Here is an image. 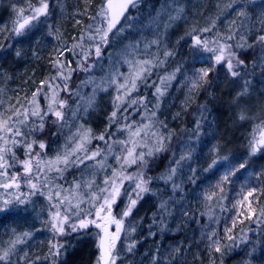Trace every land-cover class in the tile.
Masks as SVG:
<instances>
[{"label": "trees", "instance_id": "trees-1", "mask_svg": "<svg viewBox=\"0 0 264 264\" xmlns=\"http://www.w3.org/2000/svg\"><path fill=\"white\" fill-rule=\"evenodd\" d=\"M44 2L48 5L47 14H40L38 18L30 20L25 26V34L15 35L14 24L19 19L17 10L23 8V15L27 17L34 8L41 6L40 0H0V113L6 118L18 110L21 120L24 119L23 114L27 113L25 124L19 125L25 132L27 125H38L43 116L44 130L32 132L27 136V141L42 140L46 145L44 151L40 152L39 147L33 144L31 153L35 150L39 152V157L34 153L32 157L31 154L25 155L28 150L24 147V141L16 137L21 143L15 147L8 144L15 153V159L8 154V163L12 166L0 169L7 173L0 176V183H9L10 177L15 174L16 181L20 180L23 186L21 191H24V197L28 198L33 190L26 182L33 171L24 175L20 162L31 159L34 168L37 158L51 160L65 152L55 154L52 149L55 145L64 144L67 134L77 123V116L72 115L76 111L75 103L69 102L73 96L67 100L64 121L53 124L56 118L49 115L47 110L52 104L51 97L57 100L63 98L65 85L70 86L74 93L72 84L77 80L73 67L83 55L78 54L80 48L84 47V53L90 56L97 45H102V52L107 51L110 55L103 60L102 57H92L88 61L91 68L95 66L97 69L96 66L102 65V70L85 74L84 79L90 87V81L103 80L104 75L115 67L114 55H122L131 61V50L141 45L142 53L138 54L134 62L152 61L151 74L147 75L145 81H137L138 90L133 91L131 96L121 94L123 102L117 101L120 107L115 110L116 116L111 124L109 118L113 106L107 105L103 115L98 118L101 122L96 124L99 126L96 134L98 137L104 135V140L108 142L126 140V125H132L134 129L139 122L145 123L151 119L155 127L159 125L158 128L172 129L173 135L171 141L166 143V151L146 157L149 164L144 170V178H152L147 187L153 191L141 193L142 198L137 200L129 216L124 218V229L135 227L136 231L128 236L124 231L120 234L116 243V252L119 254L116 264H153L154 258L156 264H212V261L214 264H264V149L255 155H250L249 149L254 127L264 120V66L262 69L257 64L253 66L255 41L251 47L248 46L250 40L264 35V25L261 24L264 20L261 15L264 13V0H236L235 3L233 0H142L130 10L119 26L118 29L123 27L124 31L109 33L107 43L95 41L96 28L101 27L102 23L106 24V20L97 15L105 0ZM177 8L183 9L179 19L169 20L170 15H176ZM240 10L247 13V18L237 15ZM241 21H244V26H241ZM204 28L210 31L202 32ZM229 35L232 36L231 40L227 39ZM196 36L201 41H209L208 46L214 48L218 47L217 41L219 44H226L227 41L239 59L245 57L249 62L235 69L240 73L236 77H232L222 64L215 65V71L209 75L211 84L190 94L189 84H180L192 77L197 69L212 66L215 55L196 46L193 39ZM154 39L160 40L159 46L151 43ZM238 44L244 47H237ZM165 50L171 51L173 55L165 58ZM17 51L20 56L16 55ZM160 61L165 63L161 65ZM177 67L180 71L176 73L175 79L167 82V85L161 84V78ZM51 72L53 75L47 77ZM52 76L58 80L54 84L49 83ZM71 78L76 81L73 82ZM80 85L76 83L75 89L81 88ZM157 87L164 93L159 97L158 109L155 108ZM245 90L247 94L237 100V94ZM71 92L67 94L71 95ZM133 98L138 103L129 106L128 101ZM200 105H206L207 111L201 113L198 110ZM36 109L39 115H31ZM241 112L249 118L239 119ZM198 119L201 127L197 134L194 129ZM54 132L56 135H53ZM5 139L9 137L5 136ZM104 140L96 139L95 146L101 145ZM214 146H217L215 152L212 151ZM189 149H192L191 159L182 162L173 178L182 190L173 192L172 182L166 184L156 177L166 174L170 166H175L174 161ZM82 154L79 152L77 155ZM222 157L227 159H220ZM75 158L72 156L70 159ZM213 159H217V165L205 171ZM244 161L247 162L245 167L230 177V182L217 189L216 184L224 172ZM59 167L63 168V165ZM73 167L70 165L63 171L62 178L55 171H45L38 180L43 193L49 194L51 190L55 198V186L60 185L62 195L66 194L63 190L69 189L74 180L80 181L79 170L73 172ZM125 170L135 174L140 170V165L126 166ZM45 175L50 181L47 185L44 182ZM1 190L12 195L14 187ZM80 191L83 192V187ZM137 191L134 187L132 199H136ZM42 198L47 200V197ZM161 200L169 201L170 215L160 212ZM128 204L127 197L122 198L114 216L119 219ZM10 205V208L0 211V248L7 247L9 240L24 232L31 233L30 238H25V243L17 245L12 257L13 264H49V260L44 258L49 257L50 244L55 243L65 245L61 249L63 255L59 264H96L100 253L96 247L97 236L91 237L95 230L86 235L73 232L64 236L56 234L54 238L50 226L32 219L30 204L22 205L14 201ZM88 207L87 203L81 204L83 209ZM225 228L231 229L227 235ZM65 230L69 229L65 227ZM212 231L217 234L214 239L221 242L223 255L212 252L210 260L207 234ZM150 232L155 235H150ZM227 236L235 239L228 240ZM134 241L133 250L127 251V245ZM225 245L232 247L224 251Z\"/></svg>", "mask_w": 264, "mask_h": 264}, {"label": "snow or ice", "instance_id": "snow-or-ice-1", "mask_svg": "<svg viewBox=\"0 0 264 264\" xmlns=\"http://www.w3.org/2000/svg\"><path fill=\"white\" fill-rule=\"evenodd\" d=\"M235 3L236 0H233ZM40 7L34 8L32 10V14L25 17L23 15L24 9L20 8L18 9L19 13V19L15 22V27L13 29V33L15 35H20L21 30L25 28L26 25L30 23V20L38 18L40 14H47V3L44 2V0H40ZM137 5V0H105L104 4L100 7L98 12V18H103V20H106V24L102 23L101 27L96 28V33L99 35V39L102 43H107V37L110 32H112L113 28H115L116 24L119 22L120 17L123 16L125 11H127L129 6H132L135 8ZM182 8L176 9V15L175 16H169V20H175L179 19L180 14L182 13ZM238 16H242L247 18V13L243 10H240L237 12ZM262 17H264V13L261 14ZM79 23V21H78ZM235 23V21H233ZM261 24L264 25V20L261 21ZM241 26H244V21H241ZM167 27V25H166ZM118 32H123L124 28L121 27L120 29H117ZM195 31V29H193ZM202 32L210 31L209 28L201 29ZM191 33H189L190 35ZM92 37L90 36V39ZM195 40V45L199 46L202 50H205L207 52L215 53L214 55V64L210 67H202L194 71L192 77H189L187 80V83L189 84V93L197 91L198 89L203 88L205 85H210L211 81L209 80L210 73H213L215 71V65L223 64L227 72L232 76L236 77L240 73L235 70L236 68L243 66L244 61L239 59L235 52L231 51L232 45L228 44H218V47L212 48L209 47V41L204 40L201 41L198 36L193 37ZM228 40L232 39V36L229 35L227 37ZM241 39H244V37H241ZM152 44H155L159 46L160 40L154 39ZM257 43L264 45V35H260L257 37ZM131 47V45L129 46ZM237 47H244V45L238 44ZM251 47V45H249ZM228 50L227 56H225V51ZM96 53L97 55L100 54V46H96ZM17 56H20V52H16ZM164 57L167 58L169 56H172L173 53L171 51L165 50L163 53ZM235 61V64L234 62ZM129 64V72L127 75L124 73H118L119 76L123 77V83H119L117 87V92L120 93L121 90H123V96H131V93L133 91L138 90L137 81H145L147 75L151 74V67L153 66V62L150 60H136L134 63L132 61H127ZM165 61H160V64L163 65ZM180 71V68L177 67L172 73L167 75L166 77L161 78L160 83L167 85V82H170L171 80L175 79L176 73ZM112 83H117L116 79L114 78ZM247 83V82H246ZM67 88V85H65V89ZM106 90V89H103ZM39 91V90H38ZM156 94H157V104L155 105V108H159V97L162 96L164 93L160 87L156 88ZM247 91L238 93L236 99L238 100L240 96L246 95ZM35 95V94H34ZM188 98H186L185 104H187ZM117 101L123 102V98L121 95H117L114 100L113 104L115 108H119L120 104H117ZM94 103V97L88 101L89 106H91ZM138 100L133 98L128 101L129 106L137 104ZM67 104L66 100H61L59 102V108L63 109ZM201 113L207 111L206 105H200L198 109ZM48 112H51L55 116V120L53 121V124H58L61 121H64V114L62 111L54 110L51 106V104L48 107ZM87 111V109H85ZM47 114V113H45ZM24 119L21 120L19 117L21 116V113L17 110L12 115L7 116L5 118L3 113H0V142H3L0 144V169H5L6 166H12L8 163V154H11L12 158L15 159V153L12 150V147H8V144L11 143L13 147L20 144L21 141L17 140L16 137H21L24 141V147L28 150L26 151L25 155L31 154V149L33 147V144L37 145L41 150L45 149L46 145L45 143L40 140H32L31 142L27 141V136L31 135L32 132H42L44 130V118L43 116L40 117V123L38 125H27V131H22L21 127L19 125H24L25 121L27 120L28 116L27 113H24ZM31 115L37 116L39 115V110H33ZM73 116L76 115L75 112L72 113ZM116 116V112L113 111L111 114V117L109 118L110 124L114 122V117ZM152 116H155V111L152 112ZM13 117H16L14 119ZM203 118V117H202ZM243 112L240 113L239 119L245 120L248 119ZM162 123V122H161ZM61 127L63 125L61 124ZM155 127L152 120L149 119V122L146 124L138 125L133 129L132 125H126V128L128 130V139L119 141L120 145L123 148V151L126 153V155L123 156V161L121 162V157L116 156L115 159L117 160V163L120 165L121 172L118 173L115 169L112 171V177H111V190H109L108 187L105 188H97L99 191H92V187L94 184V180H89L84 182L83 188L84 191H80L82 185L78 181H73L72 186L69 189L63 190L66 194L61 193L62 186L56 185V191L54 192V196L57 199V203L52 205L53 208H55V212H50L49 215L51 219L47 222L50 225V230L54 233V238L56 237V234H59L61 236L64 235H71L72 232H78L79 230L87 229L90 224L94 225L97 229H100V232L96 233V236L98 238L97 242V249L99 250L100 255L97 257L96 264H116V260L118 258V253L116 252V243L120 239V234L122 231L125 232V235H131V233H134L136 231L135 227H131L127 230L124 229L123 220L125 217L129 216V214L132 211V208L137 203L138 199H141V193L144 192H150L153 191L152 189L148 188L147 185L151 183L152 178L149 177L148 179L144 178V170L147 168L149 164V159H146V157H152L155 153L164 152L167 150V145L165 144V139H167L169 142L171 141V133L167 135V137L164 136V134L159 133L158 131H153L152 129ZM166 127V125H164ZM201 127V122L198 119L196 121V126L194 131L199 133ZM82 130V131H81ZM91 132V129H85L83 125H80V128L77 130V133L74 134V138L76 140L75 147L72 148L71 151L65 150L63 155L58 154L55 159L51 160H41L39 158L36 159V171H37V178L39 179V173L41 171V165H45L48 168V171H55L58 174H61L63 171H66L67 168L72 166H78L79 164H82L84 160L87 159H95L96 156L100 154V149L97 148L96 151L88 153L85 143L90 142L89 141V133ZM53 135H56L54 132ZM5 136H8L9 139H5ZM134 137H140V140H146V139H152L153 140V147L149 148L147 144H143V147L147 149V151H139L137 152L136 149L138 146H140V143L134 139ZM97 139L104 140V135H100L99 137H96ZM198 138V137H197ZM249 149H250V155H255L258 151L261 149H264V120L261 121L260 124L256 125L253 129V132L251 134V139L249 140ZM111 150V149H109ZM83 152V159L77 155V152ZM212 151H217V146H214ZM37 157H39V154H36ZM72 156H75V159H70ZM192 156V149H189L186 153L181 154L179 159L175 160V166H170L166 170V174H161L160 176L156 177V179L163 181L164 183L172 182V190L173 192L177 190H182L180 185H177L173 178L177 174V169L181 167L182 162L190 160ZM106 159V157H105ZM222 160H226L227 157L220 158ZM24 168V172L30 174L33 169V165L31 160H24L20 162ZM101 164V167H103V161L99 162ZM139 164L140 170L136 172L133 175H123V170L125 167H131L133 164ZM218 161L217 159H213L212 163L209 165V169H205V171L210 170L211 168L215 167L217 165ZM247 162L244 161L240 163L237 167L230 168L229 170L225 171L224 174L220 177L219 182L216 184V188L220 189L221 185H223L226 182H230V177L235 175L237 171L245 167V164ZM58 165H63V168L59 167ZM195 170L193 169V172ZM7 175L6 171H0V176ZM133 180L135 181V189H137V197L136 199H132L129 197V204L126 207L125 210H123L120 213V218L117 219L115 216L112 215V205L115 203L116 197L119 195V184L117 181L123 180ZM17 177L16 175H12L10 177L9 183H0V187H3L5 189L9 188H19V183H16ZM44 182L45 184H49L50 181L48 177L44 176ZM28 186L33 189L32 192L33 195L36 194L39 189H37V184L32 183L31 179L27 180ZM104 184H109V179L106 178L104 180ZM252 191H255L253 189ZM41 195L44 193L41 191ZM153 194H156L153 192ZM249 195H251V192H249ZM211 199V196L208 197ZM48 199L51 201L53 199V193L50 190L48 194ZM17 200L19 203L23 204L25 203L24 200L17 197ZM7 201L4 202V206H7ZM87 203L88 208L82 209L81 204ZM63 209V212L61 211ZM159 210L162 214L167 213L171 214L170 208H169V201L168 200H161L159 204ZM187 215V213H185ZM155 216L156 214H153L154 222H155ZM88 217H94L93 219H88ZM71 219H75L77 222L70 223L68 225V231L64 228V223L68 222ZM162 223V222H161ZM115 226V231H110L109 229L111 226ZM161 230H163V225ZM15 232V230H12ZM231 229L225 228V234L227 235L228 232H230ZM150 235H155V233H151ZM203 235V234H202ZM216 232L212 231L211 233L207 234V240H208V250H209V256L211 260V253H221L223 255V251L221 248V242L219 239H214L216 237ZM31 233L24 232L22 235L16 236L15 239L9 240L7 247L0 248V264H13L12 257L15 255L17 251V245L25 243V238H30ZM228 240H234L235 238L232 236H227ZM135 247V241L131 244L127 245V251L131 252L133 248ZM232 245H225L224 251L230 250ZM65 245L63 243H55L50 244L49 248V257H45L44 259L49 260V264H59V260L61 259L63 253L61 252V249H64ZM179 249H177V252ZM27 256V253H25V257ZM39 259V257L37 258ZM153 264H156L155 258L153 259ZM212 264H214V261H212Z\"/></svg>", "mask_w": 264, "mask_h": 264}, {"label": "rangeland", "instance_id": "rangeland-1", "mask_svg": "<svg viewBox=\"0 0 264 264\" xmlns=\"http://www.w3.org/2000/svg\"><path fill=\"white\" fill-rule=\"evenodd\" d=\"M14 26H15V24H14ZM25 31H26L25 28L22 29L21 34H25ZM257 37L253 41L250 40V43H249V45H251L254 41H255L254 43H256L255 44L256 50L253 51L255 60L253 57H248V58L254 60L253 66H254V64H257L258 68L262 69V66H264V45L257 43ZM95 41H97V43L100 42L99 35L97 33L95 34ZM225 43L227 44V41ZM99 46H100V54L99 55H97L96 49L93 51V53L90 56L86 54L87 52L84 53V51H85L84 47L80 48V50L78 51V54H83V55L81 56L80 59H77L78 63L75 67H73L74 68L73 74L75 73V77L77 80V82H74L76 80L71 78L72 81L74 82L72 84V85H74V87H73L74 93L72 94L71 87L67 86L66 89H63V96H62L63 98H61V100L67 101L69 98H71L73 96L71 99H69V102L75 103L74 106L76 108V111H78V113L75 111L76 115L73 117L77 116L76 117V118H78L77 123H76L75 127H73L70 130V132L67 134L66 140H64V144H62V146L55 145L52 149V153H55V154H58L59 151H62V152H64L65 150L71 151L72 148L75 147V142H76V140L74 138V134L77 133V130L80 128V125H83L85 129H91V132L89 133V141L90 142H86L85 147H86L88 153L94 152V151H96L97 148H99L101 150L100 154L98 156H96L95 159H87V160H84V162L82 164H79L78 166H74L72 168V171L78 172V170H79V177H80L79 182L81 183L82 187H83L84 182L89 181V180H94V184H93V187L91 190L97 191V192L99 191L97 186H99V188L108 187L109 190H111L110 186H111V177H112L113 169H115L118 173L121 172L120 165L117 163V160L115 159V157L120 156L121 162H122L123 156L126 155V153L123 151L122 146L119 143L120 140H111L110 142L104 140V142L101 145H96V146H95V141L97 139L96 137H98V135L96 133L99 130V126H97L96 124L101 122L98 118H100L103 115L102 114L103 110L106 109L107 105H109V104L111 106H113L112 111H115L117 109L114 107L113 100L117 95H121L123 93V90H121L120 93L117 92L118 84L123 83V77L119 76L118 73H124L125 75H127L129 72V64L127 63V61H130L127 57L125 58L122 55H114L113 58L115 59V62H114L115 67L114 68L112 67L111 70L109 71V73H107V75H104L105 77L103 80H100V81L99 80H95V81L93 80L94 82L90 81L91 86L89 87L86 83L87 82L86 79H84L85 74H87L93 70H95V71L96 70H102V65L96 66L97 69H95V66L93 68H91V67H89L88 61L92 57H95V59H97L98 57H102V60L104 58L106 59V58L110 57V55H108L107 51L102 52V45H99ZM211 47L214 48L213 46H211ZM144 48H145L144 50L147 51V48L146 47H144ZM227 52H228V50L226 49L225 56H227ZM131 53H133V54H132V59L131 58L130 59L134 63V59L137 56H139L138 54L142 53L141 45H137L134 49L131 50ZM251 56H253L252 53H251ZM80 60H82V62H80ZM243 61L245 64H246V62H249L247 59H245V57L243 58ZM222 67L226 69V67L223 64H222ZM240 67H242V66H240ZM51 75H53L52 72L49 73V75L47 77H50ZM82 76H83V78L80 80L79 78ZM114 78L117 81V83H115V84L112 83ZM187 80H188V78L184 79L183 82L180 84V86H182L185 82H187ZM55 81H58L55 76H52L49 79L50 84H54ZM76 83L81 84L80 87L81 86L82 87L81 88L78 87L77 89H75ZM103 89H106V90H103ZM70 92H71V95H68V94H70ZM80 93H82L83 95L80 96ZM64 96H65V98H64ZM76 97H77V99H76ZM93 97H94V103L91 106H89L88 101L91 100ZM51 98H52V104L54 103L53 105L51 104L52 108L54 110L62 111L64 116H65L67 114V109H65L66 106L63 109H60L59 108V102L61 100H57L56 97L55 98L51 97ZM83 98L85 100L81 102V100ZM119 104H120V102H119ZM85 109H87V111H85ZM48 114L54 116L51 112H48ZM146 122L147 121H145V123L143 121H141V122H139L138 125L146 124ZM158 126L159 125H156V127H154L152 130L158 131L159 133L164 134L165 137H167V135L169 133H171L173 135L172 129H170V128L164 129L162 127L158 128ZM172 135H171V138H172ZM134 139H136L140 143V146H138L136 149L137 152H139V151H145L146 152L147 151V149L143 147V144H147L149 148L153 147V140L152 139H146L143 141L140 140V137H134ZM123 140H125V139H123ZM167 142H168V140L165 139V144ZM106 143H107V145H105ZM109 149H111V150H109ZM39 151L41 152L42 150L39 148ZM32 152L35 154V156L37 153H39L35 150ZM79 152L80 151H78L77 154H79ZM33 153H31L32 157H33ZM80 157L83 159V154L80 155ZM105 157H106V159H105ZM28 160H31V159H28ZM100 161H103V165H104L103 167H101V164L99 163ZM47 170H48L47 166L42 164L41 165V171L39 173V179L42 178V175L45 174L46 173L45 171H47ZM23 171H24V168H23ZM32 171H33V173L30 174L31 177H27V179L30 178L32 180V183L37 184V189H39V191H37L35 195L30 193L29 197L25 198L24 197V191H21V189L23 187L21 185V181L20 180L16 181V183H19L20 187L19 188L14 187V191L12 192V195L6 194L2 190L0 191V211L2 209H5V208H10L11 207L10 204H13L14 201L19 203V201L17 200V197H19L20 199L25 201V203H23L22 205L30 204V208H29L30 210L29 211L31 212L30 216L32 217V219L35 222H38L40 224L44 223V224H46L47 227H49L50 225L47 223L51 219L49 213L55 212V208H53L52 205L56 204L57 200L55 198H53L49 204L48 194L42 195L44 197H47L46 201H44V198H42V196L37 195V194H40L42 189L40 186V182H38L39 179L37 178L38 174H37L35 166L32 169ZM47 172H49V171H47ZM128 172H129V170L127 171L124 169L123 175H133V174H130ZM106 178L109 179L108 185L104 184V180ZM133 182H134L133 180H127V179L123 180L122 183L119 180L117 181V183L119 184V195L116 197L115 203L112 205V215L113 216H114V212H115L116 207L119 204L120 200L122 198L127 197V201H128L129 197H132L134 187H135V186H133ZM26 185L28 186L27 182H26ZM83 191H84V188H83ZM10 195H11V197H10ZM5 201L8 202L6 207L4 206ZM62 212H63V210H62ZM93 218L94 217H88V219H93ZM75 222H77L75 219H71L68 222H65L64 228L65 227L68 228V225L70 223H75ZM113 229H115L114 225L111 226V228L109 230L113 231ZM92 230H95V232L93 234H92V232H93ZM98 232H100V229H97L94 225L90 224L87 229L79 230L78 232H73V233L85 234V235H86V233H89V234H92L91 237H96V233H98ZM121 233H123V231Z\"/></svg>", "mask_w": 264, "mask_h": 264}, {"label": "water", "instance_id": "water-1", "mask_svg": "<svg viewBox=\"0 0 264 264\" xmlns=\"http://www.w3.org/2000/svg\"><path fill=\"white\" fill-rule=\"evenodd\" d=\"M142 0H137V3L141 2ZM259 1V0H257ZM133 7L132 6H129L127 11H125V13L123 14V16L120 17V20L119 22L116 24L115 28H113L112 32L110 33H113L114 31H116L119 26L124 22L125 18L127 17L128 13L130 12V10L132 9Z\"/></svg>", "mask_w": 264, "mask_h": 264}, {"label": "flooded vegetation", "instance_id": "flooded-vegetation-1", "mask_svg": "<svg viewBox=\"0 0 264 264\" xmlns=\"http://www.w3.org/2000/svg\"><path fill=\"white\" fill-rule=\"evenodd\" d=\"M23 172V174H25V175H28L27 173H25L24 171H22ZM3 187H0V190L2 189Z\"/></svg>", "mask_w": 264, "mask_h": 264}]
</instances>
